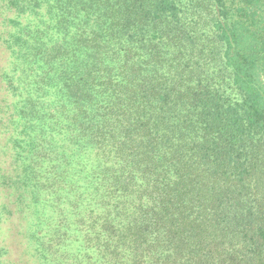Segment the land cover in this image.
I'll list each match as a JSON object with an SVG mask.
<instances>
[{"label":"trees","instance_id":"trees-1","mask_svg":"<svg viewBox=\"0 0 264 264\" xmlns=\"http://www.w3.org/2000/svg\"><path fill=\"white\" fill-rule=\"evenodd\" d=\"M1 47L19 264H264V0H0Z\"/></svg>","mask_w":264,"mask_h":264},{"label":"rangeland","instance_id":"rangeland-1","mask_svg":"<svg viewBox=\"0 0 264 264\" xmlns=\"http://www.w3.org/2000/svg\"><path fill=\"white\" fill-rule=\"evenodd\" d=\"M11 15V14H10ZM2 47L0 49V69L2 66H4V64L7 63L6 67V72H4L5 74L3 75V77H1V70H0V84L4 85L5 83L8 84L10 83V87H9V91L8 94L11 95V99L10 101L12 102L14 99H17V97H19V99L24 95H27V92L25 90V86L26 83L28 82L29 79H26V77H22L23 80H21V77H18V71H14V65L16 64V57L13 56V51L11 50L10 52H6L2 51ZM9 56L8 62H6V58ZM3 80V82H1ZM17 87H20V89H17ZM3 90V89H1ZM0 90V91H1ZM17 93V94H16ZM15 94V95H14ZM19 95V96H18ZM16 96V97H15ZM2 159H8L9 163H10V159L8 158L7 155H3L0 154V161H2ZM1 201V198H0ZM11 224L10 221H7L6 219H4L1 223H0V245L2 244V241H6L7 243H10V246L13 248V252H14V256L10 257L7 256V258H10L12 260H14L15 262H17L19 264V262L21 261V258L19 257L21 252H19L20 254L18 255V242L17 240H13L11 241L12 237H9V230H12L11 228ZM11 228V229H10ZM8 232V233H7ZM10 238V239H9ZM10 241V242H9ZM25 264V263H24Z\"/></svg>","mask_w":264,"mask_h":264}]
</instances>
